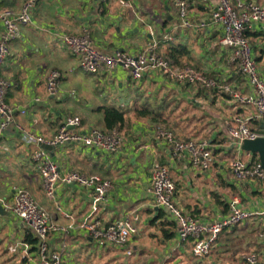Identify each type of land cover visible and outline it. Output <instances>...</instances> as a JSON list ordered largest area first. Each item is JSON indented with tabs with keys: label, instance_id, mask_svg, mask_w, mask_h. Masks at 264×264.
<instances>
[{
	"label": "crops",
	"instance_id": "1",
	"mask_svg": "<svg viewBox=\"0 0 264 264\" xmlns=\"http://www.w3.org/2000/svg\"><path fill=\"white\" fill-rule=\"evenodd\" d=\"M178 1L160 0L163 12H158L148 0H39L31 23L23 26L20 37L10 44V56L0 76L12 84L6 102L18 109L15 121L24 130L50 140L67 119L76 117L80 120L76 131H106L103 109L124 113L123 123L115 129L123 136L116 153L79 144L47 151L61 173L76 171L111 182L98 213L103 225L127 215L137 219L138 233L122 247L102 244L83 231L73 230L66 236L51 234L49 247L61 254L65 264H246V253L264 254V215L259 214L264 211V180L237 181L226 166L231 158L257 159V155L235 146L227 134V124L237 116L249 118L253 109L235 106L219 89L178 84L159 72L148 71L139 81H133L120 67L111 72L85 73L78 58L62 43L63 36L81 35L86 30L98 51H123L134 56L153 39L159 42L158 52L174 68L191 66L220 83L250 92L245 77L230 62L231 52L220 45V26L209 20L216 0H183L188 3V17L193 23L208 22L204 29L190 30L179 28ZM255 1L264 6V0ZM20 6V0L0 2V10L17 12ZM248 34L258 73L264 80V26L254 27ZM51 70L61 75L54 97L46 91ZM173 95L180 107L188 103L194 108L175 116L172 123L167 118L172 113L169 99ZM165 125L179 140L210 144L214 165L200 171L187 159H173L170 147L153 136L157 126ZM249 125L264 132L256 121ZM34 149L36 146L26 145L14 127L0 136V264L38 263L35 243H29L35 239L33 233L11 211L14 188L28 191L58 225L78 223L90 211V192L76 185H59L53 199L46 197L30 160ZM154 164L168 167L178 208L203 224L226 216L234 199L256 214L225 229L211 253L196 259L190 241H178L168 211L151 206ZM169 234L172 236L168 239Z\"/></svg>",
	"mask_w": 264,
	"mask_h": 264
},
{
	"label": "built area",
	"instance_id": "2",
	"mask_svg": "<svg viewBox=\"0 0 264 264\" xmlns=\"http://www.w3.org/2000/svg\"><path fill=\"white\" fill-rule=\"evenodd\" d=\"M4 1V0H0ZM17 12L9 9L0 10V70L10 56V44L20 37L21 28L32 21V11L39 0H20ZM179 28L204 29L208 22L193 23L188 17V3L177 2ZM211 23L220 26V45L231 52L230 62L245 77L250 92H241L228 83L207 77L191 66L174 68L159 52V42L151 39L137 55H129L123 51L111 54L98 51L85 30L81 35H65L62 43L71 55L78 58L80 69L88 74L111 72L120 67L126 71L133 81H139L148 71L160 74L176 81L178 84L196 86L205 90L219 89L237 107H250L253 115L242 119L235 117L233 123L227 124V134L235 146L240 148L244 140L264 138L250 128L251 121L258 122L264 130V80L260 77L253 48L246 33L254 27L264 26V6L255 0H216L210 13ZM57 70H51L46 77V91L50 97L57 94L60 79ZM12 84L0 76V136L9 128H16L22 135L26 145L36 146L31 152L30 160L40 175L42 189L47 198L53 199L59 185H76L90 192L91 202L89 213L78 223L62 226L51 221L47 212L42 209L33 196L23 188H14L12 213L29 227L36 243L37 264H65L60 253L49 247V237L57 233L66 236L71 231H83L92 239L112 247H122L138 233L136 217L127 215L124 218L103 225L99 218L100 207L106 202L112 188L109 180L98 175H84L76 171L61 173L58 165L42 145L51 147L66 144L81 146L99 151L116 153L123 144V136L117 130H100L92 128L87 132L76 131L80 126L78 118H70L60 126L58 132L50 140L36 136L24 130L15 121L17 108L6 102V94ZM23 113V111H21ZM153 136L170 147L173 159H187L195 170L205 171L214 163L213 148L206 141L179 140L174 133L164 127L157 126ZM233 177L240 182L253 179L264 180V172L257 159L242 160L231 158L226 162ZM151 206L165 209L172 217L176 226L179 242L191 243V253L196 259L206 258L225 229H231L251 218L256 213L242 208L237 199L229 204V212L221 220L211 224H203L200 220L184 214L174 199L176 186L169 169L165 165L154 164L151 170L150 189ZM264 215V211L259 213ZM66 218L70 216L65 215ZM130 255V251L127 252ZM26 256V254H25ZM246 264H264V254L248 252L244 256Z\"/></svg>",
	"mask_w": 264,
	"mask_h": 264
},
{
	"label": "water",
	"instance_id": "3",
	"mask_svg": "<svg viewBox=\"0 0 264 264\" xmlns=\"http://www.w3.org/2000/svg\"><path fill=\"white\" fill-rule=\"evenodd\" d=\"M42 148L45 149L46 151H51L53 147L42 145ZM240 149L242 151L257 155L261 168L263 169L264 172V138L263 137H259L255 140H244L240 146ZM0 210H2L1 207Z\"/></svg>",
	"mask_w": 264,
	"mask_h": 264
},
{
	"label": "trees",
	"instance_id": "4",
	"mask_svg": "<svg viewBox=\"0 0 264 264\" xmlns=\"http://www.w3.org/2000/svg\"><path fill=\"white\" fill-rule=\"evenodd\" d=\"M247 37H249L250 34L246 33ZM104 113V123L107 130H114L117 129L118 126H120L123 123L124 119V113L117 109H103ZM142 113V112H139ZM174 224H170L171 227H173ZM172 236V234L168 235V239ZM29 243H36V239L29 241Z\"/></svg>",
	"mask_w": 264,
	"mask_h": 264
},
{
	"label": "rangeland",
	"instance_id": "5",
	"mask_svg": "<svg viewBox=\"0 0 264 264\" xmlns=\"http://www.w3.org/2000/svg\"><path fill=\"white\" fill-rule=\"evenodd\" d=\"M160 0H148V2H149V4L150 5H155V7H157L158 8V12H163L162 11V9L160 8V2H159ZM258 66V65H257ZM176 97H175V95H173V96H171L170 97V99H169V104L170 105H172L173 107L170 109V110H172V113L171 114H169V116H168V121L169 122H174V120H175V116H177V115H179V114H182V112H185L186 110L188 111V112H191L192 110H193V108L194 107H192V105H190V104H186L185 106L186 107H180L179 105H180V103L178 102V100H176L175 99ZM179 109L180 110V112H179V110H177V109ZM175 110H177V111H175ZM187 111L185 112V113H187ZM178 112V113H177ZM167 128H169L172 132H173V130L170 128V127H168L167 125H165Z\"/></svg>",
	"mask_w": 264,
	"mask_h": 264
}]
</instances>
